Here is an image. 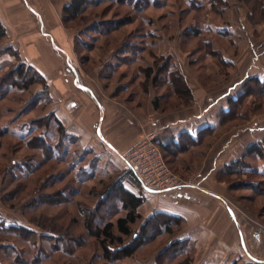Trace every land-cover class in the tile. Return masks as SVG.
Masks as SVG:
<instances>
[{
	"label": "rangeland",
	"instance_id": "obj_1",
	"mask_svg": "<svg viewBox=\"0 0 264 264\" xmlns=\"http://www.w3.org/2000/svg\"><path fill=\"white\" fill-rule=\"evenodd\" d=\"M145 1L148 4L153 2L152 0ZM190 1H193V7L199 4L208 7L210 3V0H159L156 3L160 6H153L154 8H148L142 14L137 15L134 7L127 4V0L126 2L100 0L99 3L91 4L76 20L69 21L68 24L79 32L78 40L83 39L92 44L90 50L83 49L81 54L94 56L103 62V57L113 55L116 50H118L116 54H125L126 50L133 51L129 47L125 48L124 44L142 41L141 36H136L135 28L143 26L141 19L145 17V14L153 12L157 18L159 14L168 11L188 10L189 6H192L189 4ZM216 4L217 7L212 5L211 8H213V19L217 22H219L218 15L220 14L223 16L221 19L223 23L228 20L231 23L235 21L233 19H240L241 15H244V25H241L245 30H238L242 35L240 38L243 41L242 46L233 49L230 45L232 39L216 36L214 38L217 45L223 49L222 52L215 53L212 50V44L204 45L208 43L207 38L211 40L213 36L199 34L197 27L201 25L199 22L204 20V17H201L204 15L201 9L194 13L198 22L191 24L196 26L193 31H197L195 33H198L199 37H194L195 33L191 30L183 38L186 43L192 39L193 44L190 47L199 45L202 52L213 55V67L190 63L194 71L188 72L189 76L190 73L201 74L202 78L211 73L223 77L224 80L218 81L217 85L213 83V87L219 86L213 88V99L247 74L264 76V0H217ZM221 7L223 10L220 9ZM227 8L232 12V18L224 16L223 12ZM133 18L135 21L131 23ZM121 20H124L125 24L115 29ZM237 23L239 24L235 21L236 25ZM99 25L102 26L101 29H98ZM110 26L113 30L105 31ZM143 27L144 31L148 29L145 25ZM160 36L157 35L156 41L180 40L179 34L171 37L160 33ZM106 43H109V46L106 47L108 45ZM103 46L104 49H108L105 54ZM140 51L144 60L153 62L154 77L157 81L170 79L169 74L166 73L165 77L163 75L161 77L160 73L162 68H164L163 71L173 70V66H170L167 60L170 57L155 59L145 49ZM228 54L235 60L236 65L225 63L223 65V56H229ZM187 57H193V54ZM143 59L132 64L127 60L126 64L129 67L125 71L136 74L140 66H146ZM19 63L15 49L4 47L0 43V213L12 220L25 223L27 228L32 227L37 232L31 234L21 227L7 233L0 232V243L9 241L15 245L11 248L0 246L2 264H29L38 255L37 261L40 262L38 264H195V245L186 241L172 242L171 239L169 241V235L164 232V223L168 222L167 217L161 213H155L151 218L147 217L152 206L151 201H145L146 204L140 206L141 217L132 224V234L124 237V243L132 246L144 241L136 253L132 257L118 261H109L104 258L99 241L88 232L87 216H90L94 229H99L108 221L116 222L119 217L126 215V210L122 209L119 201L120 194L116 182L121 180L126 187L129 188L131 185L143 194L141 182L132 172H129L128 168L126 169V166L120 165L115 168L104 164L101 169L98 167L99 164L88 166L94 154L88 156L81 145L70 144L68 141H66V145L69 144L66 150L70 152L69 155L58 160L47 159L46 154H53V152L63 154L64 152V149L55 145L60 139L55 118L50 114H41L44 105L49 103V94L43 91L42 85L36 93L34 90H26L19 86L21 80V77L17 75V71L21 68ZM70 63L76 72L73 61ZM95 64L97 60L92 61L90 57L84 62L87 70H92ZM20 84L23 85L22 82ZM144 84L146 87L149 82L147 85ZM248 85L252 93L239 96L237 101L230 100L228 103L231 109L230 114L222 113V126L217 131H213V139H211L213 141V165H221L243 152L244 160L251 168L263 165L264 160L259 156H245L247 148L255 142L261 143L264 150V93H262V87L255 85L253 81ZM163 90H167L169 94L170 92L171 94L176 93L180 101L186 104L191 103L193 99V96L190 98V94L175 90L173 87L170 89L167 86ZM223 103H225L224 100L219 104ZM23 126V131L33 129L28 136L17 138L13 132H21L19 127ZM39 136L45 140L43 144ZM207 140L205 147L210 145L209 139ZM52 148H55V151ZM83 155L85 160H81ZM164 157L173 172L196 183V172L177 169L166 153ZM215 160L218 162L216 163ZM30 162L38 166L37 169L26 175H18L19 172L26 173V169L20 171L18 165L22 166ZM72 164L76 166L73 170L70 169ZM82 166L87 168L86 175L82 176L83 181L79 182L77 172ZM226 167L227 165L221 167L216 179L228 186L227 190L232 196L233 204L240 209L248 208L255 216L264 220V177L255 173L235 172L234 169L228 171ZM88 173L92 174L89 176ZM113 201L115 207L108 208L107 205ZM252 213L249 212V216H254ZM170 225L175 227L174 224L170 223ZM41 232H51L54 235L47 240L44 236H40ZM114 233L119 235L117 228L114 229ZM35 244L41 245L40 250L39 247H35ZM167 244H169L168 247H165ZM54 245L57 246L58 251L53 249ZM111 246L117 248L119 245ZM65 247L69 252L65 250Z\"/></svg>",
	"mask_w": 264,
	"mask_h": 264
},
{
	"label": "crops",
	"instance_id": "obj_2",
	"mask_svg": "<svg viewBox=\"0 0 264 264\" xmlns=\"http://www.w3.org/2000/svg\"><path fill=\"white\" fill-rule=\"evenodd\" d=\"M70 1L0 0V22L7 31L0 40L1 45L16 48L21 59L34 66L49 85L51 100L44 105L41 114L58 118L70 135L94 152L93 156L98 158L101 166L124 167L123 153L136 146L145 133L157 132L159 143L174 167L196 172L197 179L195 185L185 188L161 193L145 192L146 201L152 204L147 217L161 213L168 222L171 220L175 227L170 225L172 229L164 232L169 235V241H186L195 245V264H264V220L248 208L236 207L228 186L216 179L221 167L242 158L244 152L221 165H213L211 140L213 131L222 126L221 114L230 110L229 101L243 94L244 82L252 76H264L247 74L214 99L213 88L219 87L216 85L224 80L223 77L211 73L202 78L199 72L200 75L190 73L189 76L188 72L194 71L190 63L210 68L214 64L213 55L202 52L199 45L190 47L192 39L187 42H191L189 44L183 39L187 32H197L193 31L196 26L191 25L198 22L194 14L198 11L196 9L172 10L159 14L157 18L153 12L147 14L153 18V26L149 29L156 31L159 37L160 33L171 37L180 35V40L173 42L168 39L156 41L154 47L158 55L170 56L171 64L191 89V103H183L176 93L163 90L167 86L173 87L169 82L171 75L164 81L154 82L151 78L148 89H145V76L138 71L134 75L126 72L129 66L117 64L113 55L103 57V62L91 56L97 64L87 70L81 66L74 48L78 31L65 25L62 18L63 8ZM229 10L225 9L223 14L232 18ZM201 12L205 16H201L204 20L197 27L199 34L213 36L211 40L207 38L208 43L204 45L212 44L215 53L222 52L216 36L232 39L230 45L233 49L242 46V35L238 30H245L242 28L244 15L233 19L239 22L236 25L235 21L221 22L222 14L218 15L220 23L214 20L213 8L209 6ZM197 34L194 37H199ZM189 54L193 57H187ZM229 56H223V65H236ZM70 61H73L76 72ZM213 83L216 84L214 87ZM39 86L40 83H35L29 90L36 93L41 89ZM222 100L225 103L219 104ZM207 139L209 147H205ZM129 189L139 193L131 185ZM249 212L254 216H249ZM2 225L26 227L25 223L3 214L0 217ZM12 245L9 241L0 243L1 247L10 248Z\"/></svg>",
	"mask_w": 264,
	"mask_h": 264
},
{
	"label": "trees",
	"instance_id": "obj_3",
	"mask_svg": "<svg viewBox=\"0 0 264 264\" xmlns=\"http://www.w3.org/2000/svg\"><path fill=\"white\" fill-rule=\"evenodd\" d=\"M100 0H71L67 5L64 6L63 8V22L65 23V25L72 27L70 24H68L69 21H73L76 20V18L78 16H80L91 4L94 3H99ZM120 2H126V0H118ZM153 2L150 4L147 3V1L145 0H127V4L129 6L134 7V11L137 15L142 14L143 12H145L148 8H152L154 7H158L160 5H158L156 2H159V0H152ZM197 1V0H195ZM216 1L217 0H210L209 6L211 7L212 5L214 7H217L216 5ZM220 1V0H218ZM149 2V0H148ZM213 2V4H212ZM193 1H190V8L189 9H196V10H202L206 7H204L202 4L197 5V7H193L194 4H192ZM153 7V8H154ZM220 9L223 10V7H221ZM124 20L119 21V25H117L115 27V29H118L119 27L123 26L125 23H123ZM134 18L133 20H131L130 22H134ZM143 26H147L148 29H146L144 31V27L141 26L140 28L137 27L135 28V34L136 36H141L142 37V41L139 43H132V42H128L126 41L127 45L124 44L125 48L129 47V49L133 50V51H128L126 50L125 54H116V52L118 50H116V52L113 54V57H115L116 61L119 60V62L117 64H126L128 62H130V64L132 63H136L139 60L143 59V56L140 50H144L147 51L149 54L153 55V57L155 59H157L158 57L160 58H164L165 56H160L158 55V53L155 50V41L157 38L158 33L156 31H152V29H149L153 26V18L149 17L147 14H145V17L143 19H141ZM117 24V23H116ZM99 27L98 29H101V25L97 26ZM112 31L113 29L110 27H107L105 31ZM188 33V32H187ZM7 34L6 28L4 27V25L0 22V40ZM78 35L79 32L76 34L75 38H74V48H75V52L77 53V57L79 59V62L81 63V65L84 66V62L86 59H88L91 56H83L81 53H83V49L88 51L91 49V45L90 43H87L86 40H78ZM156 35V36H155ZM155 38V39H154ZM108 44V45H106ZM106 47L109 46V43H106ZM13 47V46H8V48ZM14 48V47H13ZM18 59H19V64L21 66V68H19V70L17 71V75L19 77H21V80L19 81L20 83L22 82L23 85H21L19 83V86L24 87L26 90L29 89L31 87V85L35 84V83H40L43 86V91H45V93L48 95L49 97V102L51 100L50 98V92H49V85L47 83V80L45 79V77L32 65H28L27 63H25L20 56L19 51L14 48ZM102 49L104 50V54L105 52L108 51V49L106 50V48L104 49V46L102 47ZM133 54H130V53ZM129 53V54H128ZM170 57V56H167ZM127 60H129L127 62ZM144 60V59H143ZM167 60H169L168 64L170 66H173L171 64V59L167 58ZM146 62V66H140V70L139 72L142 73L145 76V80L143 81V83H146L150 81L151 78H153V80L155 81V77H153L154 75V64L153 62H147V60H144ZM164 66V65H163ZM166 66V65H165ZM164 66V67H165ZM161 66H160V70H161ZM173 70H164V68H162V71H160L161 75L167 73V75H171V79H170V84L173 86V88L175 90H179L182 91L184 93H188L191 95L190 98H192V92L190 87L188 86L187 82L185 81V79L183 78V76L179 75V72L172 67ZM251 81L254 82L255 85L261 86L262 87V93H264V78H260L258 76H252L250 77L248 80H246L243 84V94L241 96H245L248 95L250 93H252V90L250 89V86L248 85ZM143 86H145V84H143ZM145 89H148V85L146 87H144ZM43 92H41L42 94ZM239 98L237 99H231L232 101H237ZM231 109L228 112H223V114L228 115L230 114ZM53 116V115H52ZM55 118V124L57 127V133L60 135V139L58 141L57 144H55L57 147L64 149L63 154L61 152H53V154L49 155H45V157L47 159H54V160H58L59 158L62 159L64 156L69 155V151L66 150L68 145H66V141H68V143L70 142V144H79L81 145L77 138L75 136L70 135L64 125L62 124V122L56 118L55 116H53ZM21 128V132H13V134L16 136L17 138L19 137H26L31 133V129H26L23 131V127H19ZM40 142L43 144L45 142V140L39 136ZM32 140V138L30 139ZM29 140V141H30ZM160 144V143H159ZM82 146V145H81ZM161 146V144H160ZM51 148V147H50ZM84 152L87 153L88 156L92 155L94 152L89 149V148H85L83 147ZM161 148L163 149V152L165 153V149L164 147L161 146ZM53 151H55V148L53 149ZM62 154V155H61ZM247 155H256L259 156V158H262L264 160V150H263V146L261 143L259 142H255L253 144H251L247 150H246V154ZM53 156V157H52ZM84 155L82 156L81 160H85L84 159ZM245 157L240 158L234 162H232L231 164L227 165V167L225 169H228V171L234 169L235 172H247V173H255L257 175H261L264 177V162L262 167H255V168H251L249 164H247L244 160ZM94 160V161H92ZM92 161V162H91ZM99 164V166H98ZM98 166L99 169H101V163L100 161H98V158L96 156H93L92 159L90 160V162L88 163V166ZM126 166V169L128 168L127 165L124 162V167ZM18 167H20V171H22L21 169L25 170V174L19 172L18 175H26L28 173H30L32 170L35 171L37 169L38 166H35V164L33 162H30L28 164H22V166L18 165ZM76 166H74L72 164V166H70V169H75ZM86 169L84 168V166H82V168L77 172V176L79 177L78 181L82 182V176L86 175ZM129 169V168H128ZM127 169V170H128ZM13 171V170H12ZM129 172L136 177V179L139 180V178L133 173L132 170L129 169ZM14 173V172H13ZM92 173H88V175L90 176ZM86 181V180H85ZM117 184V189L119 191L120 194V199L119 201L122 204V209L126 210V215L125 216H121L119 217L116 222L113 221H108L106 222L102 227H99V229H94L92 226V223L90 222V216H87V222H86V227L88 229V232L94 236L98 241L99 244L101 245L102 249H103V254H104V258L109 260V261H118L124 258H129L132 257L136 251L138 250V248L140 247V245H142L144 243V241H140L139 243L135 244L134 246H132L131 244H125L124 243V237L130 236L132 234V224L136 223L137 220L141 217L140 212L138 211V209L140 208L141 205L144 204V202L146 201V197L144 195V191L143 194H141V192L139 193H135L133 192L131 189H129L128 187L125 186V184L121 181L118 180L116 182ZM115 202L113 201L111 204L107 205L108 208L113 209L115 206ZM1 214V213H0ZM2 215V214H1ZM1 217V216H0ZM151 218V217H150ZM171 222V221H170ZM170 222H165V229L166 231H168L170 228ZM172 224V223H171ZM21 228H25L27 229L31 234H35V230L29 229L27 227L24 226H7L5 227V225L0 226V232L1 233H7L9 231H11L12 229H20ZM117 228V230L119 231V235L117 236L114 233V229ZM170 231V230H169ZM145 232H143L144 234ZM54 234H52L51 232H41L40 236H44L45 239H49L51 238V236L53 237ZM118 244L119 246L117 248H113L111 245H116ZM15 245H12V247H14ZM35 247H39L38 249L40 250L41 245L40 244H35ZM11 248V246H10ZM53 249L55 251H58L59 249L57 248L56 245L53 246ZM65 250H67V248L65 247ZM69 252V251H68ZM37 258H33L29 264H38L40 263L39 261H37ZM24 264V263H23Z\"/></svg>",
	"mask_w": 264,
	"mask_h": 264
},
{
	"label": "built area",
	"instance_id": "obj_4",
	"mask_svg": "<svg viewBox=\"0 0 264 264\" xmlns=\"http://www.w3.org/2000/svg\"><path fill=\"white\" fill-rule=\"evenodd\" d=\"M122 158L139 178L144 192L161 193L195 185L169 168L155 131L145 133L136 146L123 153Z\"/></svg>",
	"mask_w": 264,
	"mask_h": 264
}]
</instances>
